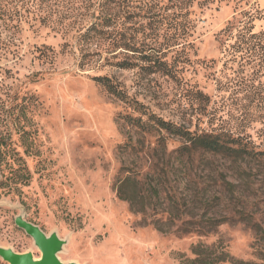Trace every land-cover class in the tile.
<instances>
[{
	"label": "rangeland",
	"instance_id": "rangeland-1",
	"mask_svg": "<svg viewBox=\"0 0 264 264\" xmlns=\"http://www.w3.org/2000/svg\"><path fill=\"white\" fill-rule=\"evenodd\" d=\"M143 1L126 22L139 52L91 44L84 67L72 36L33 22L0 31V247L42 256L16 225L24 217L64 241V264H264V160L180 158L182 140L163 149L128 120L141 115L138 102L191 132L246 136L264 150V77L252 59L223 53L222 34L248 12L264 15V0H196L187 10ZM254 26L264 30V19ZM125 59L137 66L115 67ZM127 179L131 201L117 195Z\"/></svg>",
	"mask_w": 264,
	"mask_h": 264
},
{
	"label": "trees",
	"instance_id": "trees-1",
	"mask_svg": "<svg viewBox=\"0 0 264 264\" xmlns=\"http://www.w3.org/2000/svg\"><path fill=\"white\" fill-rule=\"evenodd\" d=\"M180 9H186L196 0H177ZM209 2L210 0H204ZM144 3L143 0H0V31L13 33L20 30L21 26L33 22L43 27L51 28L53 32L63 37L72 36V49L84 55L81 67L87 63L84 58L90 55L88 47L98 45L106 52L112 50H125L128 52H139L131 38L127 34L126 22L133 16L132 9ZM148 3V2H147ZM146 3V4H147ZM184 5V8L182 6ZM258 12V11H257ZM264 19L260 13H246L245 20L237 26H230L223 30L222 34L227 36L224 54L238 59H252V68L260 78L264 77V30L256 31L254 23L256 20ZM2 32V33H3ZM1 34V33H0ZM11 42L6 43L8 46ZM14 46V44H13ZM143 62L149 63L155 72L168 74L167 66L157 58L155 61L150 55H144ZM137 63L128 62L126 59L116 63L115 67L120 69H132ZM96 82L114 98L129 102L126 93L110 78L96 77ZM263 87L264 84L259 83ZM256 90L264 91V88ZM257 93V92H256ZM261 96V93L260 95ZM261 99L264 100V98ZM134 109L140 112L139 117H128L141 132L156 135L158 146L168 149L169 138L183 141L178 150L180 158L201 154L210 157H222L232 161H263L264 150L257 146L250 137H235L225 131H213L210 133H196L167 122L154 114L143 111L142 106L135 102ZM1 141L5 142L3 138ZM125 182H120L117 195L120 199L131 201L124 191ZM131 203V202H130ZM264 242V232L256 231ZM260 232V234H258ZM215 259L202 256L200 264H215ZM236 264H250L238 262ZM253 264V263H252Z\"/></svg>",
	"mask_w": 264,
	"mask_h": 264
},
{
	"label": "water",
	"instance_id": "water-1",
	"mask_svg": "<svg viewBox=\"0 0 264 264\" xmlns=\"http://www.w3.org/2000/svg\"><path fill=\"white\" fill-rule=\"evenodd\" d=\"M16 225L34 240L42 256L36 259L31 253L18 254L11 249L0 247V257L5 262L8 264H64L59 259L58 254L62 251L65 243L56 233L48 236L38 226L28 222L24 217H18Z\"/></svg>",
	"mask_w": 264,
	"mask_h": 264
},
{
	"label": "bare ground",
	"instance_id": "bare-ground-1",
	"mask_svg": "<svg viewBox=\"0 0 264 264\" xmlns=\"http://www.w3.org/2000/svg\"><path fill=\"white\" fill-rule=\"evenodd\" d=\"M36 259H39V258H36Z\"/></svg>",
	"mask_w": 264,
	"mask_h": 264
}]
</instances>
